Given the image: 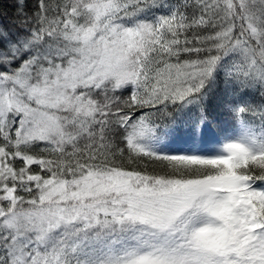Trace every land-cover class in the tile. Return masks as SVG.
<instances>
[{"label":"snow or ice","instance_id":"6c2138e0","mask_svg":"<svg viewBox=\"0 0 264 264\" xmlns=\"http://www.w3.org/2000/svg\"><path fill=\"white\" fill-rule=\"evenodd\" d=\"M12 2L0 264H264V0Z\"/></svg>","mask_w":264,"mask_h":264},{"label":"trees","instance_id":"16d2710c","mask_svg":"<svg viewBox=\"0 0 264 264\" xmlns=\"http://www.w3.org/2000/svg\"><path fill=\"white\" fill-rule=\"evenodd\" d=\"M14 4L12 0H0V10H2L7 16H11L13 14ZM0 19H4L3 16H0ZM218 119L220 120V125L217 126V131L219 127L227 126V117L219 116Z\"/></svg>","mask_w":264,"mask_h":264},{"label":"rangeland","instance_id":"374dc122","mask_svg":"<svg viewBox=\"0 0 264 264\" xmlns=\"http://www.w3.org/2000/svg\"><path fill=\"white\" fill-rule=\"evenodd\" d=\"M222 127H223V126H222ZM222 127H219V128H218V132H220V129H221ZM220 134H221V136H223V133H222V132H221Z\"/></svg>","mask_w":264,"mask_h":264}]
</instances>
